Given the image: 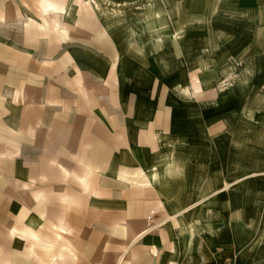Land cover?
<instances>
[{"label": "crops", "instance_id": "1", "mask_svg": "<svg viewBox=\"0 0 264 264\" xmlns=\"http://www.w3.org/2000/svg\"><path fill=\"white\" fill-rule=\"evenodd\" d=\"M5 92L85 112L89 177L34 193L57 234L27 264H264V0H0Z\"/></svg>", "mask_w": 264, "mask_h": 264}, {"label": "rangeland", "instance_id": "2", "mask_svg": "<svg viewBox=\"0 0 264 264\" xmlns=\"http://www.w3.org/2000/svg\"><path fill=\"white\" fill-rule=\"evenodd\" d=\"M45 97L47 94L41 93L40 101H33L41 105L40 108L35 107L37 105L26 108L27 103H22L20 93H0V264H27L48 255L56 238L53 235L57 234L53 220L30 221L28 218L36 211L52 212L54 206L38 207L34 204V193L45 190V199L51 201L56 195H64L55 191L62 185L70 189L89 177L81 168L85 149L76 147L75 136L72 142L68 140L69 129L75 127L69 124L70 115L83 117L85 112L81 110L76 114L79 109L69 110L65 103L60 110L52 108L51 100ZM61 100L68 99L62 97ZM32 104L29 102L28 106ZM22 108L28 111L25 113L33 112V117L42 123L26 125L23 130L20 124H10L13 117L21 115ZM54 116L57 117L55 123ZM93 161L95 165L97 160L93 158ZM63 166L68 171H62ZM28 168L32 172H27ZM51 170L53 172L48 174ZM93 176L95 179L96 174ZM49 185H55V190L47 189ZM70 207L73 209L72 204ZM68 211L69 206L65 205L62 217L70 216ZM64 221L55 223L60 226L65 223V228L69 229L70 222ZM21 246H28L29 250L22 252ZM38 246L45 252L38 253Z\"/></svg>", "mask_w": 264, "mask_h": 264}]
</instances>
